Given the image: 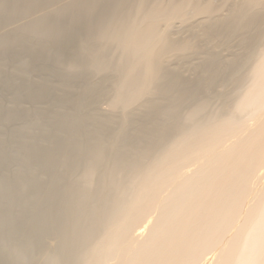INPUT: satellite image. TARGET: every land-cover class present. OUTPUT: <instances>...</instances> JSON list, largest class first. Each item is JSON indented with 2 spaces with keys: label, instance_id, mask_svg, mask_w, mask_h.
Wrapping results in <instances>:
<instances>
[{
  "label": "bare ground",
  "instance_id": "6f19581e",
  "mask_svg": "<svg viewBox=\"0 0 264 264\" xmlns=\"http://www.w3.org/2000/svg\"><path fill=\"white\" fill-rule=\"evenodd\" d=\"M0 264H264V0H0Z\"/></svg>",
  "mask_w": 264,
  "mask_h": 264
}]
</instances>
